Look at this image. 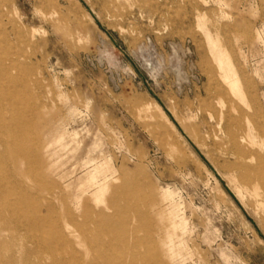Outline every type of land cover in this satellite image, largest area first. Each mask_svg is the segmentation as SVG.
Listing matches in <instances>:
<instances>
[{
	"label": "rangeland",
	"instance_id": "1",
	"mask_svg": "<svg viewBox=\"0 0 264 264\" xmlns=\"http://www.w3.org/2000/svg\"><path fill=\"white\" fill-rule=\"evenodd\" d=\"M10 87L19 104L4 116L39 159L34 175L15 171L0 131V177L27 181L18 192L39 198L68 264L69 211L82 224L121 216L160 264H264V0H0ZM113 186L133 206L120 216ZM0 211V259L53 264L47 249L20 257L34 243L17 237V211Z\"/></svg>",
	"mask_w": 264,
	"mask_h": 264
},
{
	"label": "bare ground",
	"instance_id": "2",
	"mask_svg": "<svg viewBox=\"0 0 264 264\" xmlns=\"http://www.w3.org/2000/svg\"><path fill=\"white\" fill-rule=\"evenodd\" d=\"M219 60L222 63L220 58ZM229 70L230 69L227 66L228 74H230ZM228 77L229 75H225L224 80H226L232 89H235L234 87L237 85L235 79H226ZM13 90H15V88L12 89L11 87L3 90V92L0 90V131H4L13 139L12 146L14 152L17 154L13 159L15 171L23 169L28 176H32L37 169L35 170L29 157L35 158L36 160H38L39 157L21 142L20 138L23 136V129L19 117L15 116V114L9 119L4 116L6 110L10 109L14 112L17 108V104H19H16V94L12 93ZM12 94H15V98ZM3 156V153L0 152L1 160L3 159ZM36 156L38 158H36ZM4 161L6 163L5 159ZM0 165L3 166L2 163H0ZM35 183L39 184L37 186L34 185L35 187L41 188L42 190H48L44 181L35 180ZM27 187L30 188L29 185H27V181L23 179H17L9 174L0 177V202L5 203L7 210L9 209L18 212L14 215V221L20 223L16 232L17 237L19 238L21 236L25 240L34 243L33 248L21 249L18 251V254H20V257H31L33 254L38 253L43 249H47L51 253L50 259L53 264H68L66 259L57 256L54 249V242L56 239L49 238L47 234V228L50 223L49 218L41 215L39 206H36L40 200L36 195L28 194V192H26ZM23 188L26 189V191L19 193L18 190H23ZM112 188V192L109 193L112 204L120 201V199L124 200L122 206L120 203L119 206H116L120 216L122 215V212H126V209L128 210L133 206L127 192H121L119 189L120 186L119 188L117 186H113ZM125 216L126 215H124V217ZM86 217L87 220L83 224L75 222L72 212L69 211L67 213L66 221L61 226V228L69 229V234L79 245V249H75L72 255L75 264H160V257L158 258L160 255H157L159 250L156 251L155 248L149 246L150 242L154 240L152 239L151 241L150 239H144L140 237L136 231L129 230V227H126L127 224H124L121 216L116 218L115 216L101 212L98 216H93V213H90ZM8 222H10V220H8L5 211H0V224L7 229ZM131 223L132 222H130V225ZM21 230L24 232L21 233ZM57 238L61 240L66 239V235L62 229L58 231ZM146 238L148 237L146 236ZM1 258L0 264H13L15 260L13 256L8 259ZM39 264H46V261H41Z\"/></svg>",
	"mask_w": 264,
	"mask_h": 264
}]
</instances>
